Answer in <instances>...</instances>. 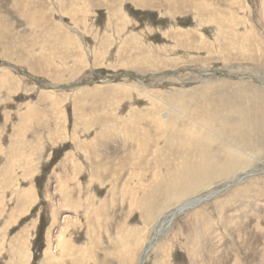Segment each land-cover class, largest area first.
Masks as SVG:
<instances>
[{
	"label": "rangeland",
	"instance_id": "1",
	"mask_svg": "<svg viewBox=\"0 0 264 264\" xmlns=\"http://www.w3.org/2000/svg\"><path fill=\"white\" fill-rule=\"evenodd\" d=\"M167 3L0 0V264H264V0Z\"/></svg>",
	"mask_w": 264,
	"mask_h": 264
},
{
	"label": "bare ground",
	"instance_id": "2",
	"mask_svg": "<svg viewBox=\"0 0 264 264\" xmlns=\"http://www.w3.org/2000/svg\"><path fill=\"white\" fill-rule=\"evenodd\" d=\"M146 1V0H145ZM168 3V5L169 6H171V5H173V6H175L177 3H178V0H166ZM183 1V3H184V1L185 0H182ZM144 4V3H143ZM172 7V6H171ZM194 7H196V9H199V6H197V4L195 3V5H194ZM200 10V9H199ZM199 10H197V11H199ZM196 11V10H195ZM31 15H32V13H31ZM34 15V14H33ZM33 24V23H32ZM90 54V53H89ZM7 62V61H6ZM5 77V76H4ZM166 113H163L162 115H160L161 117H162V119L163 118H165L166 117ZM151 117V118H150ZM121 118V117H120ZM122 119H125V117H123ZM126 119H127V117H126ZM129 119V118H128ZM144 119H148L149 121H150V119H151V123L154 125L155 124V130L154 131H150L149 129H150V127H149V129H146V128H144L143 127V125L142 124H140V123H142V121H144ZM162 119H160L159 117H157V116H155V115H153V114H147V115H144V116H142V117H139V118H137V120L138 121H136V122H134L133 120V122L132 123H129L128 122V120H126V123L127 124H130V125H132L133 123H134V125H133V127H131V126H127L130 130V135H133L132 137L133 138H135V139H133V142L131 143V144H127V143H129L127 140H123V141H125L124 142V145H123V147H124V149L125 148H130V150H128V152H129V154H130V156L132 157V156H134V154H136V153H140L141 155H143L144 153H147L146 151H148L149 150V147H151L152 146V155L154 154V152H156L158 149H160V145H161V142L163 141V143H165L166 141H168V142H171V143H174V141H176L175 140V136H178V134L177 133H175V131H174V133L173 132H167L166 131V129H165V127H164V121L162 120ZM141 122H140V121ZM122 122H123V120H122ZM124 123V122H123ZM127 124H125V126L127 125ZM151 124V125H152ZM196 124L197 125H199L201 128H204V129H210V125L209 124H207V123H201V125L198 123V122H196ZM142 125V126H141ZM146 124L144 123V126H145ZM152 125V126H153ZM159 127H158V126ZM122 126V125H121ZM146 127V126H145ZM189 126H187V127H184V128H188ZM191 128L194 130L193 131V133H190V134H187V133H182V128L181 129H179L178 130V132L180 133H182V135H181V137L180 138H182L181 139V144H182V146H185L187 143H188V141H190V138H198L199 136H198V133H202V136H203V132H202V130H200V129H198L197 127H193V126H191ZM198 129L197 131H195V129ZM19 129V128H18ZM20 130L21 129H19V131L17 132V134H15V135H18L19 133H21L20 132ZM184 130V129H183ZM135 132H138L139 134H136L135 135ZM14 133V132H13ZM200 133V134H201ZM177 134V135H176ZM14 135V134H13ZM12 135V136H13ZM14 135V136H15ZM20 135V134H19ZM129 137V136H128ZM130 138V137H129ZM132 138H130V140H131ZM127 141V142H126ZM183 142V143H182ZM23 143V142H22ZM21 142L19 143V144H22ZM176 145V144H175ZM77 146H78V148H79V145L77 144ZM159 147V148H158ZM230 148H225L224 149V155H226L227 157H229L228 158V161L230 162V166H233L236 162H237V159L239 158V156L237 155V154H235L232 150H229ZM239 148H236V150H238ZM126 150V149H125ZM127 152V153H128ZM141 155H139V156H141ZM151 155V157H152V160L153 159H155L156 158V155L155 156H152ZM242 155H244V153H242ZM245 156V155H244ZM137 157V156H136ZM133 158V157H132ZM201 158V162H203L204 160L206 161V163H207V165H209L211 168L214 166L215 167V165L214 164H212L211 162H213L214 161V159L216 158V155L215 154H206V155H202V154H200V157H199V159ZM146 160V159H145ZM138 161V160H137ZM155 161V160H154ZM200 166V165H199ZM213 167V168H214ZM134 170V169H133ZM142 170V169H141ZM200 170H201V168L200 167H196V166H194V164H191V167H189V164H182L181 166H177L175 169H172V170H170V168L168 169L167 168V175H168V177H170V181L171 182H177L176 183V187L178 188L179 186H180V188L183 186V185H187L188 187H192L193 186V184L191 183V184H189L188 182H187V180L186 179H190V177L191 176H196V179H194L193 180V183L195 182V181H198L199 179H200V177H201V175L200 176H198L199 175V173H201L200 172ZM198 176V177H197ZM185 180H186V182H185ZM80 184V183H79ZM173 184V183H172ZM177 190V189H176ZM139 192V191H138ZM140 193V192H139ZM144 194V193H143ZM180 194H182L181 192H179V191H175V190H172L171 192H170V195H173V199L174 200H177V198H180L181 197V195ZM172 199V200H173ZM135 201H137V200H135ZM198 201H200V199H193L192 201H188V202H186V203H183L182 205H180L179 207H177L174 211H171L169 214H167V216H168V218H167V220L165 221V224L166 225H168L170 222H171V220L172 219H174L175 218V216L178 214V213H181V212H183L185 209H187L188 207H190L192 204H194L195 202L197 203ZM147 215H149V213L148 214H146V216ZM69 220H67V222H68ZM70 224L71 223H67L66 224V226H64L63 227V230H61L60 231V233H59V246L61 245V247H62V252L64 253L65 252V250H64V245L62 244V242L64 241V238H65V236H69V234H66L67 233V231H68V229H69V226H70ZM72 230V229H71ZM58 235V234H57ZM149 241H151V240H148V243H147V245H146V248H143V250H142V252H141V255H139V258H138V261H137V264H140V261L142 260V257L148 252V248H150V246H151V242H149ZM135 243H137V242H135ZM133 247V246H132ZM134 247H135V245H134ZM128 249V248H127ZM134 249V248H133ZM133 251V250H132ZM129 252H131V251H129ZM45 253H47V251L45 252ZM127 253H128V250H127ZM131 254V253H130ZM140 254V253H139Z\"/></svg>",
	"mask_w": 264,
	"mask_h": 264
}]
</instances>
